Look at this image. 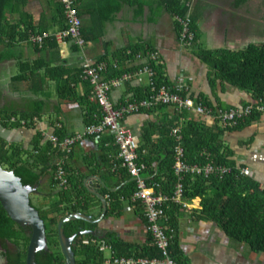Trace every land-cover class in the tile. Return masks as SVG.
I'll list each match as a JSON object with an SVG mask.
<instances>
[{
    "label": "crops",
    "instance_id": "obj_1",
    "mask_svg": "<svg viewBox=\"0 0 264 264\" xmlns=\"http://www.w3.org/2000/svg\"><path fill=\"white\" fill-rule=\"evenodd\" d=\"M179 1L194 20L196 40L192 46L180 41L176 15L169 10L166 0H77L81 29L89 38L80 49L71 41L61 42L53 36L62 30L57 17L58 0H0L3 10L0 20V137L7 145L19 146L29 153L33 152L37 136L42 138L41 145L50 143L56 150L52 153L54 165L64 162L70 176L80 180L88 193L97 189L105 195L108 211L99 225L100 236H105L103 240L115 239L131 248L148 243L151 236L141 203L142 208L132 198L119 196L115 206L109 207L108 193L120 190L128 182L109 169L111 162L117 160L112 135L106 132L85 137L75 144L68 156L48 136L54 134L63 139L95 122H90L89 117L90 106L96 102L91 98L92 88L88 81L81 77L72 95H60V85L69 78L67 73L79 72L84 58L92 61L105 58L113 63L117 50L138 43L159 51L165 77L171 84L183 76L192 99L207 100L215 110L202 115L194 109L178 110L164 105L127 114L121 123L131 130L138 147L162 141V133L179 128L189 120H199L214 128L221 126L217 119L219 110L256 105L249 91L220 80L212 84L211 67L200 55L202 51L237 50L250 43L264 42V27L257 25L260 19L249 13L252 1ZM42 33L49 34L42 46L32 42V35ZM139 62L136 60L133 64ZM62 69L66 74L59 77ZM149 83L146 73L133 74L131 80L110 92V100L114 107H120L136 100V91L144 90ZM96 109L99 119L100 107ZM9 116L25 119L28 124H10ZM93 117L95 119V115ZM222 141L236 166L247 168L250 177L264 188V111L251 124L236 130L226 129ZM53 175L52 168H48L39 183L41 188L44 184L48 186L41 191L42 205L58 200L57 189L52 184ZM144 175L149 181L148 170ZM185 201L187 206H181L177 212L175 231L185 264H264V253L255 252L248 244L230 238L217 223L203 218L199 199ZM98 206L97 200H91L92 209L88 213L93 214L94 219L100 215Z\"/></svg>",
    "mask_w": 264,
    "mask_h": 264
},
{
    "label": "trees",
    "instance_id": "obj_2",
    "mask_svg": "<svg viewBox=\"0 0 264 264\" xmlns=\"http://www.w3.org/2000/svg\"><path fill=\"white\" fill-rule=\"evenodd\" d=\"M241 1L239 0V2ZM166 3L169 10L175 15H183L187 10L186 6H181L179 0H166ZM57 4V17L61 29H65L66 23L60 0ZM2 11L0 6V20L3 15ZM192 28L195 30L193 18ZM31 32H34V29ZM81 33L87 41L89 38L82 29ZM49 40L53 41V38ZM152 51L154 49L148 45L138 43L117 50L113 54V63H108L105 58L100 61L107 62L106 76L108 78L119 77L128 72L133 73V71L139 70L144 65L150 66L153 71V87L156 90L163 85L169 86L171 83L165 77L162 63L155 64L149 60V53ZM200 55L211 67L209 75L212 84L220 80L241 90L249 91L256 105H264V42L250 43L246 47L237 50L202 51ZM136 60L141 62L134 65L133 63ZM64 72L65 70L62 69L59 77L66 74ZM67 75L69 78L59 87V93L63 97L74 93V87L78 81H81L82 77L81 70L72 75L67 73ZM153 87L149 85L144 90L139 88L135 93L136 100L147 98L153 92ZM181 95L192 98L188 91H182ZM195 101L215 111L209 101L199 98ZM96 106L98 107L97 103L92 107L90 106V122L96 121L100 116ZM261 114L262 111L254 109L251 114L231 127L217 125L212 128L199 120L193 119L179 127L186 162L200 166L212 164L213 166L226 167L229 170L224 174L218 172L211 173L208 176L185 174L179 179L173 170L176 141L171 131L162 133V141L158 143L148 142L143 147H138V154L139 160L147 165V170L151 175L149 182L158 184L157 191L171 196L176 184L181 180L184 187L183 198L185 200L199 199L203 218H208L217 223L230 238L248 244L255 252L264 253V188H261L252 177L241 173L242 168L236 166L231 159L230 150L225 147L222 141V134L226 129H240L257 121ZM93 115H95V119H93ZM146 134H149V132H146ZM41 141L42 138L37 136L33 152L29 153L19 146L7 145L0 137V165L4 169L14 171L23 185L34 186L39 184L48 168H52L53 174L56 171L52 154L56 150L51 147L50 143L44 146L41 145ZM40 165H42V168H39ZM64 168L68 174L67 186H59L53 175L52 184L57 189L58 200L46 201L41 206L40 211L41 218L46 222L47 239L56 251L54 252L56 254L52 256L54 264H64L65 262L57 236V224L60 219L73 212L87 213L90 209L91 200H97L94 195L88 193L81 186L80 180L70 176L66 166ZM109 169L119 175L123 181L128 180L120 190L108 193L111 205L109 207L112 208L113 204L115 206V202L118 201L119 196L130 200L136 187L135 181L120 166L118 160H113ZM140 207L142 208L141 205ZM180 208L181 205L173 202H168L165 205L166 224L175 231L177 227L176 215ZM8 221L11 220L0 204V225L5 226ZM63 227L64 233L68 237L84 230L86 227L94 229V225L84 221H71L65 223ZM103 243L110 246L114 254L120 257L143 256L153 258L158 256V251L152 244L151 237L148 243L131 248L128 244L115 239L103 240L87 234L77 236L72 243L76 264H105L106 256L104 250L101 249ZM169 251L177 264H185L178 248L175 233L170 240Z\"/></svg>",
    "mask_w": 264,
    "mask_h": 264
},
{
    "label": "built area",
    "instance_id": "obj_3",
    "mask_svg": "<svg viewBox=\"0 0 264 264\" xmlns=\"http://www.w3.org/2000/svg\"><path fill=\"white\" fill-rule=\"evenodd\" d=\"M65 18L66 28L54 33V37L58 41H71L78 48L83 49L86 41L81 33L82 21L78 15L75 0H60ZM176 21L179 24L180 41L192 46L195 40V31L192 28V18L188 12L183 15H176ZM49 37L48 33L35 34L31 36L32 42L42 46L45 39ZM139 57V56H138ZM149 60L155 64L161 63L158 50L149 53ZM81 76L88 81L92 88L91 98L100 107L101 117L88 125L81 132L68 135L60 139L54 134L48 136L49 140L58 146L67 156L72 152L73 147L77 142L85 137L98 136L104 133H110L113 138V143L117 148V160L120 166L124 168L128 175L135 181V191L132 195L134 202H139L143 206L144 215L147 222V230L151 236L152 244L158 251V256L150 258L143 256H116L107 244H101V249L109 250L110 255L106 257L105 264H177L170 255L169 247L172 235L175 230L168 227L167 216L165 214V205L168 202H173L186 207V201L183 198L184 187L181 180L176 184L175 190L171 196L157 191L158 184L150 183L145 177L147 165L139 160L138 144L129 128L121 123V119L131 113L140 112L141 110L151 109L160 105H171L178 110H192L205 115L213 113L212 109L203 106L196 102L191 97H183L182 91H188V87L184 83V77L181 76L175 83L166 86L163 85L156 90L153 87L152 68L144 65L134 73H125L119 77L108 78L106 76V63L104 61H92L84 58L81 63ZM146 73L150 78L149 85L153 87V92L144 99L127 101L120 107H114L110 100L109 94L114 88L120 87L125 81L132 79L133 74ZM256 109L264 111L263 105H248L243 108H228L217 112V119L222 127H231L237 122L247 117ZM10 124L26 125L28 121L15 116L8 118ZM171 134L175 138L174 146V165L173 170L176 176L181 179L182 175H205L211 173L224 174L229 169L222 166H213L207 164L200 166L198 164L187 163L184 156V148L181 144V136L179 128L171 129ZM241 173L250 176V171L247 168H242ZM68 174L64 168V162H59L56 166L54 179L61 187H66L68 184ZM87 242V241H86Z\"/></svg>",
    "mask_w": 264,
    "mask_h": 264
},
{
    "label": "water",
    "instance_id": "obj_4",
    "mask_svg": "<svg viewBox=\"0 0 264 264\" xmlns=\"http://www.w3.org/2000/svg\"><path fill=\"white\" fill-rule=\"evenodd\" d=\"M38 185H23L21 179L15 175L14 171L4 169L0 165L1 206L14 222L28 224L32 228L27 264H35V253L46 246L45 223L40 217L38 210L30 204V195L37 191ZM89 192L97 199L100 215L94 219V215L90 212H73L63 216L57 224L58 242L60 251L64 256V264H76L72 243L77 236L90 234L98 239H105L104 235L99 236V225L105 220L108 211L105 195L98 192L97 189L89 190ZM71 221H84L91 225H96L97 228L81 230L68 237L64 233L63 225Z\"/></svg>",
    "mask_w": 264,
    "mask_h": 264
},
{
    "label": "flooded vegetation",
    "instance_id": "obj_5",
    "mask_svg": "<svg viewBox=\"0 0 264 264\" xmlns=\"http://www.w3.org/2000/svg\"><path fill=\"white\" fill-rule=\"evenodd\" d=\"M42 198L39 185L37 191L30 195V204L38 210L40 217ZM10 220L5 226L0 225V264H27L32 228L28 224L16 223L11 218ZM44 223L46 231V222ZM91 229L93 228L86 227L84 230ZM54 252L55 248L51 246L46 236V246L35 253V264H54L52 261V256L56 254Z\"/></svg>",
    "mask_w": 264,
    "mask_h": 264
},
{
    "label": "rangeland",
    "instance_id": "obj_6",
    "mask_svg": "<svg viewBox=\"0 0 264 264\" xmlns=\"http://www.w3.org/2000/svg\"><path fill=\"white\" fill-rule=\"evenodd\" d=\"M252 2L250 3V5L248 6L249 8V13L251 15H253L254 17L259 18L260 21L256 20V22L258 23L257 25H261L260 27H264V24H262V18L264 17V0H251ZM264 19V18H263ZM259 27V28H260ZM257 30V29H256ZM48 186H46L44 184V187H40V191H45L47 189ZM42 201V199H41ZM43 202V201H42ZM104 255L106 257H108L110 255L109 250H104Z\"/></svg>",
    "mask_w": 264,
    "mask_h": 264
}]
</instances>
